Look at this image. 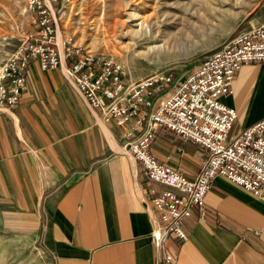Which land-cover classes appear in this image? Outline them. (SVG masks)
Segmentation results:
<instances>
[{"label": "crops", "instance_id": "crops-1", "mask_svg": "<svg viewBox=\"0 0 264 264\" xmlns=\"http://www.w3.org/2000/svg\"><path fill=\"white\" fill-rule=\"evenodd\" d=\"M30 64L21 101L0 111L1 194L14 210L34 212L36 228L45 193L55 190L45 203L52 264H158L155 222L145 201L150 181L140 162L124 145L108 155L114 148L99 116L76 87L58 68L43 69L48 72L35 60ZM49 74L53 82L46 80ZM233 87L221 100L236 107L237 132L264 117V61L245 63ZM115 126L126 142L145 127L131 121L128 127L137 128L127 135ZM157 133L151 147L158 160L195 177L207 149L166 128ZM206 204L205 217L194 207L182 221L187 239L170 233L166 246L174 264H264V200L219 174Z\"/></svg>", "mask_w": 264, "mask_h": 264}, {"label": "built area", "instance_id": "built-area-1", "mask_svg": "<svg viewBox=\"0 0 264 264\" xmlns=\"http://www.w3.org/2000/svg\"><path fill=\"white\" fill-rule=\"evenodd\" d=\"M26 3L39 31L29 33L0 66V111L21 101L30 63L35 60L41 69L61 67L86 104L127 135H133L137 128L128 127L131 121L144 125L141 134L124 147L140 162L141 173L150 181L145 201L155 222L152 234L159 248L158 264H174L175 254L166 241L172 232L188 238L182 221L194 207L202 218L206 216L207 194L219 174L264 200V117L233 132L237 109L221 100L223 95L232 94L234 78L245 63L264 61V21L206 54L185 75L158 72L134 79L117 61L69 39L60 45L57 31L59 18L66 11L63 0ZM160 128L207 149L208 156L195 177L153 154L151 145Z\"/></svg>", "mask_w": 264, "mask_h": 264}, {"label": "rangeland", "instance_id": "rangeland-1", "mask_svg": "<svg viewBox=\"0 0 264 264\" xmlns=\"http://www.w3.org/2000/svg\"><path fill=\"white\" fill-rule=\"evenodd\" d=\"M63 5L62 39L119 62L134 79L158 72L185 75L206 54L264 21V0H63ZM38 31L26 0H0V66L29 33ZM45 78L54 80L50 74ZM98 125L99 140L107 144ZM112 125L109 129L122 147L124 134ZM117 150L109 149L108 155ZM52 192L45 193L35 228L34 212L14 210L0 191V264H52L45 207Z\"/></svg>", "mask_w": 264, "mask_h": 264}, {"label": "bare ground", "instance_id": "bare-ground-1", "mask_svg": "<svg viewBox=\"0 0 264 264\" xmlns=\"http://www.w3.org/2000/svg\"><path fill=\"white\" fill-rule=\"evenodd\" d=\"M132 16H131V18H134L135 17V14H131ZM60 31V29H58V31H57V34H58V41H59V43H60V45L62 46V44H63V39H62V34L59 32ZM60 34H59V33ZM1 75V74H0ZM94 112L99 116V121H100V124H101V126L103 127V129H104V131H105V133L107 134V138H108V140H109V143H110V146L112 147V148H114L115 150H117V149H122V147H120V145H119V143H118V141L116 140V138H115V136H114V134L111 132V130L109 129V125L111 126L112 124H113V122L112 121H108V120H105V118L102 116H100L95 110H94ZM107 123H109V125L107 124ZM125 146V145H124ZM118 151V150H117Z\"/></svg>", "mask_w": 264, "mask_h": 264}]
</instances>
